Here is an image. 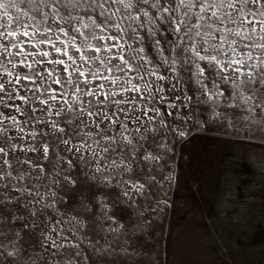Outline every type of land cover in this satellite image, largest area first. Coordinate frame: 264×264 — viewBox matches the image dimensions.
<instances>
[{
	"label": "rangeland",
	"instance_id": "374dc122",
	"mask_svg": "<svg viewBox=\"0 0 264 264\" xmlns=\"http://www.w3.org/2000/svg\"><path fill=\"white\" fill-rule=\"evenodd\" d=\"M16 3L19 11L10 7L8 12L18 18L20 23H39L41 29L50 24L53 41L59 35V26L67 28L71 34L68 24L61 21L57 25L50 17L44 20L35 12H30L29 8H35V4L20 3V0H16ZM3 12L4 9H0V23L6 24L7 18L3 17ZM26 12L28 16L24 15ZM33 15H36L35 21L29 18ZM79 15L84 16L83 23L91 24L84 12ZM125 23L121 21V24ZM69 24L80 27V23L76 21H69ZM13 25L20 32L23 31L16 20H13ZM165 28L166 23L159 27L156 37L160 40L159 47L147 29L137 32L138 36L143 37L142 43L127 39L132 34L130 29L126 28L123 33L125 39L121 43L125 45V53L138 58L140 54L132 49L143 47L144 54L153 62L145 67L149 70L153 66L157 67L159 74L165 76V79L146 76V80L152 82L149 85L150 94L144 92L145 99H141L139 94L125 93V98L135 96V103L122 107L129 109V128L137 127L133 123L135 117L143 119L139 111L143 107L158 109L166 117L172 130L186 128V137L175 135L171 130L165 136L166 129L159 126L158 118L153 125L158 128L156 139L164 137L167 148H158L153 143L151 134L147 141H141L153 152H164L167 163L163 174L167 175L171 171L173 179L164 181L162 187L149 182L143 193L130 191L129 199L120 195L127 186L118 174L123 175V180L130 177L136 179L150 165L143 163L137 167L133 164L132 173H123L120 168L95 173L97 178L115 176L109 186L99 179L90 178L95 171L90 157L86 155L80 161L77 154V166L69 167L61 162L67 171L62 172L59 177L52 173L38 179L26 178L25 184L35 186L32 194L17 191L19 185H10V190L0 196L4 199V203L0 204V209H3L0 244L4 245L0 248V264H264V130H258L260 125L251 122L258 119V116L227 107L233 102L227 98L232 89L218 77L216 81L225 95L209 100L202 87L196 83L198 77L193 76L194 66L178 61L173 71L160 62L159 49H164V56L171 55L167 49L171 46L170 39L175 40L171 30L165 31ZM109 32L116 34L109 28L102 35H108ZM42 38L40 35L35 37L36 40ZM60 39L65 38L60 36ZM90 42L95 44L100 41ZM128 45L132 48H128ZM57 47L62 45L57 43ZM87 54L93 55L91 52ZM137 62L143 63L139 59ZM200 64L205 68V76L213 73V69L208 68L204 62ZM44 67L52 66L45 64ZM114 75L123 77L124 73ZM132 82L141 88L145 85V81L139 79ZM204 83L211 89V79ZM47 87L46 83L41 90ZM52 87L58 88L56 85ZM92 87L96 85L93 84ZM112 87L113 90L118 88L119 83ZM21 94L30 97V104L25 106V116L19 117L20 119H26L33 107L44 108L36 100L39 93ZM65 98L72 105V110L63 102H50V107L44 108L43 112L31 114L39 117V121L33 118L25 126V130L40 133L34 140L28 138L32 144L39 146L44 139L50 140V137L42 134L51 132L47 126L49 121H55L66 131L71 128L69 135L73 138V144L82 140L91 143L98 138L86 135L94 131L90 123L88 127H77L80 119L89 118L86 115L77 118L75 109L81 105L73 103L71 88L65 90ZM83 99L88 101L92 98ZM116 99L121 97L117 96ZM235 102L239 103V99ZM61 108L64 111L57 115ZM0 110L5 109L0 107ZM256 111L259 112L258 109ZM217 112L220 113L218 117ZM246 115L250 117L249 120L243 118ZM145 127L148 125L145 124ZM77 132L80 133L79 136L76 135ZM11 134L16 135L14 131ZM131 134L136 135L135 132ZM14 142L27 146V141ZM140 152L137 153V161ZM62 154L71 156L70 153ZM16 155L22 154L17 152ZM27 155L35 160L41 154L29 152ZM113 158L118 162L121 159L115 155ZM40 162L45 163L42 159ZM103 163L101 160V165ZM51 164L50 159L46 173ZM36 171H33V176ZM69 174L76 180L75 185L63 180V176ZM157 175L159 178L161 174ZM57 180L58 183L55 182ZM109 217H115V222Z\"/></svg>",
	"mask_w": 264,
	"mask_h": 264
},
{
	"label": "snow or ice",
	"instance_id": "6c2138e0",
	"mask_svg": "<svg viewBox=\"0 0 264 264\" xmlns=\"http://www.w3.org/2000/svg\"><path fill=\"white\" fill-rule=\"evenodd\" d=\"M25 2L29 5L35 4V8L30 7L29 11L35 12L44 20L50 17L57 25H60L61 21L68 24L71 34L67 28L59 26V35L53 41L50 24L41 29L39 23H20L18 18L8 12L10 7L19 11L16 0H0V9H4L2 15L7 18L6 24L0 23V107L5 109L0 110V196L10 190V185H19L17 191L32 194L35 186L29 187L25 184L26 178L38 179L52 173L59 177L62 172L67 171L61 162L75 167L77 154L80 161H83L86 155L90 157L95 168L90 178L99 179L109 186L115 176L97 178L95 173L111 171L113 168H120L123 173H132L133 164L137 167L143 163L150 165L143 175L136 179L130 177L123 180V175L118 174L127 186L120 195L129 199L130 191L143 193L149 182H155V185L162 187L164 181L173 179L171 171L167 175L163 174L167 163L164 152H153L141 141H147L151 134L152 141L158 148H167L164 137L156 139L158 128L153 125L158 118L159 126L166 129L165 136L171 130L175 135L186 137L187 131L185 127L172 130L166 122V117L154 107L140 108L143 119L135 117L133 123L137 127L129 128V109L122 105L135 103V96L125 98L124 94L136 93L141 99H145L144 92L150 94L149 85L152 83L146 80V76H154L159 80H164L165 76L160 75L155 66L150 70L145 67L153 62L144 54L143 47L132 49L140 54L138 58L125 53V45L121 41L125 39L123 33L126 28L132 33L127 39L137 43H142L143 40V37L137 35L138 30L147 29L159 47L160 40L156 37L160 25L166 23L165 31L170 29L175 40L170 39L171 46L167 49L171 55L164 56V49H159L160 62L173 71L178 61L194 66L193 76L198 77L196 83L202 87L209 100H216L218 96L225 95V91L221 90L216 81L218 77L232 89L227 98L233 102L227 107L258 116V119L251 122L260 125L258 130H264V0H20V3ZM80 12L88 16L91 24L83 23L84 16L79 15ZM24 15L28 16V13ZM29 18L35 21L36 15ZM13 20L17 21L19 28H23L22 32L13 25ZM69 21L79 22L80 27L69 24ZM121 21L126 23L121 24ZM109 28L116 34L109 32L108 35H102L108 32ZM38 35L43 38L36 40ZM60 36L65 39H60ZM90 41L100 42L93 44ZM57 43L62 47H57ZM127 47L132 48L131 45ZM33 49L35 51H32ZM89 52L93 55H88ZM137 59L143 63L137 62ZM113 61L117 63L114 64ZM200 62L212 68L213 73L205 76V68L201 67ZM45 64L52 67L46 68ZM114 73H124V76ZM131 73L135 75H129ZM136 79L145 81L143 88L132 82ZM207 79L212 81L211 89L204 83ZM46 83L48 87L42 91ZM118 83L119 87L113 90L112 86ZM93 84L96 87H92ZM30 85L32 87H29ZM68 88L72 89L73 103L81 105L75 109L77 118L85 115L89 118L80 119L77 127H88L90 123L94 131L86 135L98 138L93 139L91 143L82 140L73 144V138L69 135L71 128L66 131L55 121H49L47 126L51 132L42 134L44 137H50V140L44 139L39 146L32 144L28 138L34 140L40 133L25 130V126L33 118L39 121V117H33L31 114L43 112L44 108L50 107V102H63L72 110V105L65 98V90ZM157 90L159 91V86ZM22 92L33 95L39 93L40 96H36V100L44 106L41 109L31 108L29 116L24 120L19 117L25 116L24 109L30 104V97L21 94ZM41 96L45 98L41 99ZM117 96L121 99H116ZM83 97L92 99L84 101ZM237 98L239 103L235 102ZM8 101L12 103L9 104ZM8 109L10 111H7ZM63 111L61 108L56 114L60 115ZM219 115L217 112L216 116ZM243 118L250 119L247 115ZM145 124L148 127H145ZM13 131L16 135L11 134ZM133 132L136 133L135 136L131 134ZM76 135L79 136L80 133L77 132ZM17 140L27 141V146L24 143H15ZM140 149L143 151L140 152ZM17 152L22 155H16ZM29 152H39L41 155L34 160L27 155ZM62 153H70L71 156ZM114 155L121 157L119 162L113 158ZM41 159L45 163H41ZM50 159L51 168H48L46 173ZM101 160L104 161L103 165ZM33 171H36L35 176L32 175ZM158 173L161 174L159 178ZM63 180L73 185L76 183L70 174L64 175ZM3 203L4 199L0 198V204ZM2 217L3 209H0V219ZM109 219L115 222V217ZM3 247L4 245L0 244V248Z\"/></svg>",
	"mask_w": 264,
	"mask_h": 264
}]
</instances>
